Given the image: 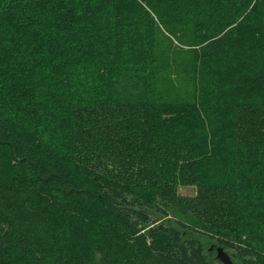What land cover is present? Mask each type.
<instances>
[{
	"label": "trees",
	"instance_id": "1",
	"mask_svg": "<svg viewBox=\"0 0 264 264\" xmlns=\"http://www.w3.org/2000/svg\"><path fill=\"white\" fill-rule=\"evenodd\" d=\"M210 246L264 264V0H0V264Z\"/></svg>",
	"mask_w": 264,
	"mask_h": 264
},
{
	"label": "rangeland",
	"instance_id": "2",
	"mask_svg": "<svg viewBox=\"0 0 264 264\" xmlns=\"http://www.w3.org/2000/svg\"><path fill=\"white\" fill-rule=\"evenodd\" d=\"M179 191H180V193H182V194H188V195H191V194L194 193V189H191V188L180 189ZM185 219H186V220H189L188 217H186ZM209 250L213 253L214 257L217 259L216 262H215V264H220V263H221V264H225V263L221 260V258H219V257L217 256V249H216L215 247L210 246V247H209ZM229 261L231 262V264H234V262H233V260H232L231 258H229Z\"/></svg>",
	"mask_w": 264,
	"mask_h": 264
},
{
	"label": "water",
	"instance_id": "3",
	"mask_svg": "<svg viewBox=\"0 0 264 264\" xmlns=\"http://www.w3.org/2000/svg\"><path fill=\"white\" fill-rule=\"evenodd\" d=\"M217 256L219 257V258H221V260L225 263V264H231V262L229 261V255L227 254V253H225L224 251H223V249L222 248H218L217 249Z\"/></svg>",
	"mask_w": 264,
	"mask_h": 264
}]
</instances>
